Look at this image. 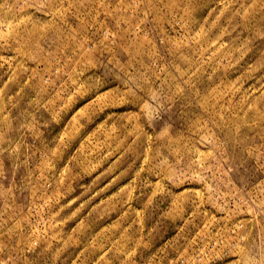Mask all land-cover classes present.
Listing matches in <instances>:
<instances>
[{"label":"rangeland","instance_id":"1","mask_svg":"<svg viewBox=\"0 0 264 264\" xmlns=\"http://www.w3.org/2000/svg\"><path fill=\"white\" fill-rule=\"evenodd\" d=\"M0 264H264V0H0Z\"/></svg>","mask_w":264,"mask_h":264}]
</instances>
